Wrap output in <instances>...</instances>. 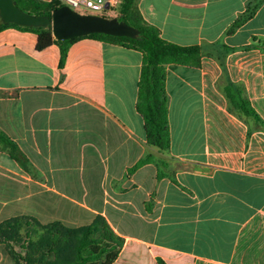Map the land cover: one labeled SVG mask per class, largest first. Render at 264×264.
<instances>
[{"label":"crops","instance_id":"crops-1","mask_svg":"<svg viewBox=\"0 0 264 264\" xmlns=\"http://www.w3.org/2000/svg\"><path fill=\"white\" fill-rule=\"evenodd\" d=\"M252 1L137 0L163 39L201 49L198 66L166 65L165 151L136 109L140 51L81 37L61 65L56 43L0 30V130L24 156L0 149V222L101 215L123 238L111 264H264V131L225 94L238 88L264 121V0L226 33ZM149 156L166 165L129 172ZM0 264H15L3 243Z\"/></svg>","mask_w":264,"mask_h":264},{"label":"trees","instance_id":"trees-1","mask_svg":"<svg viewBox=\"0 0 264 264\" xmlns=\"http://www.w3.org/2000/svg\"><path fill=\"white\" fill-rule=\"evenodd\" d=\"M22 10L40 15H50L52 9L59 7L58 1L14 0ZM262 0H253L227 28L232 33L241 24L250 19ZM117 18L135 27L140 38L114 36L103 33H91L85 36L57 40L52 36L50 25L47 27H25L14 23L0 22V30L14 27L37 34V48L42 49L51 43L60 47V64L66 55L68 46L81 37H92L136 49L142 54V63L138 81L136 109L142 115L145 139L147 143L160 150H167L170 144L168 123V96L165 90L166 65L169 63L198 66L201 49L198 45H179L163 39L157 27L144 20L137 7V0H121L117 7ZM246 47H260L258 43ZM231 48L224 47L227 53ZM223 65L224 54L218 56ZM225 94L229 103L244 114L253 117L264 131V121L248 108V103L238 88L227 89ZM0 149L5 150L20 164L24 156L16 143L0 130ZM154 163L161 170L166 164L144 157L129 172H133L145 163ZM160 175V174H159ZM160 177V176H159ZM0 243L5 244L9 256L15 264H111L117 257L123 238L117 235L106 219L96 215L89 224L69 227L60 221L45 224L37 219L20 215L0 222ZM159 264H166L157 259Z\"/></svg>","mask_w":264,"mask_h":264},{"label":"water","instance_id":"water-1","mask_svg":"<svg viewBox=\"0 0 264 264\" xmlns=\"http://www.w3.org/2000/svg\"><path fill=\"white\" fill-rule=\"evenodd\" d=\"M0 22L14 23L25 27H47L50 25L52 36L57 40L91 33L140 38L137 28L117 17L81 14L65 5L52 9L50 15H40L22 10L14 0H0Z\"/></svg>","mask_w":264,"mask_h":264},{"label":"built area","instance_id":"built-area-1","mask_svg":"<svg viewBox=\"0 0 264 264\" xmlns=\"http://www.w3.org/2000/svg\"><path fill=\"white\" fill-rule=\"evenodd\" d=\"M52 2L55 0H43ZM58 5H65L81 14L103 15L106 10H115L117 12L118 4L121 0H56Z\"/></svg>","mask_w":264,"mask_h":264},{"label":"rangeland","instance_id":"rangeland-1","mask_svg":"<svg viewBox=\"0 0 264 264\" xmlns=\"http://www.w3.org/2000/svg\"><path fill=\"white\" fill-rule=\"evenodd\" d=\"M104 16H106V17H116L117 14H116V11L115 10L109 9V10H106L104 12Z\"/></svg>","mask_w":264,"mask_h":264}]
</instances>
